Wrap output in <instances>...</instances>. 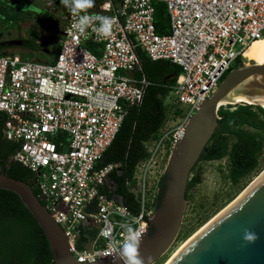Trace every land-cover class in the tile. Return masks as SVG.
Listing matches in <instances>:
<instances>
[{
	"label": "built area",
	"instance_id": "obj_1",
	"mask_svg": "<svg viewBox=\"0 0 264 264\" xmlns=\"http://www.w3.org/2000/svg\"><path fill=\"white\" fill-rule=\"evenodd\" d=\"M156 3L166 7V34L156 33ZM87 14L113 17L111 35L100 33L98 22L81 34L69 10L53 63L22 60L16 53L0 56L1 135L18 145L11 160L33 174L42 205L78 263L117 255L113 241L126 238L128 224L145 233L164 170L156 169L161 149L169 155L236 58L264 39V0H95ZM89 42L99 46L98 55L87 49ZM136 49L150 61L180 68L165 101L182 114L175 128L147 144L129 190L138 207L133 212L105 192L114 187L108 175L118 165L98 163L148 84L144 75L136 77ZM151 174L158 175L153 185ZM80 228L97 233L82 250L76 246Z\"/></svg>",
	"mask_w": 264,
	"mask_h": 264
},
{
	"label": "trees",
	"instance_id": "obj_2",
	"mask_svg": "<svg viewBox=\"0 0 264 264\" xmlns=\"http://www.w3.org/2000/svg\"><path fill=\"white\" fill-rule=\"evenodd\" d=\"M24 15H26L24 12L10 8L6 0H0L3 24L21 21L25 18ZM154 25L157 34L168 33L169 18L163 3L154 4ZM23 47L36 51L38 45L31 39L26 41ZM86 47L92 53L99 54L98 45L89 42ZM9 48L11 47L5 44L0 46V56L4 55L3 50ZM136 53L141 65V72L136 74V77L144 75L148 84L141 104L139 107L128 109L117 134L98 163V167L121 164V174L113 171L108 175V179L117 186L116 189H107L105 192L108 197H120L125 190L126 206L133 212H137L138 207L134 195L129 190L135 184L136 167L147 157V144L159 139L169 112L177 117L182 114L181 110L173 108L165 101L169 86L174 84L181 72L180 68L168 61H150L139 49H136ZM242 61L243 57H237L233 66L236 67ZM228 72L223 75L221 81ZM168 77L170 79L165 81ZM217 116V127L199 162L226 159L228 172L225 179L235 189V194L264 166L261 164L264 152V110L254 105H226L219 107ZM3 122L4 117L0 115V173L14 180L26 182L33 174L23 165L11 160L18 145L2 137ZM200 182V173L189 178L186 202L189 191ZM159 183L160 180L158 186ZM32 190L36 196L39 195L36 186H33ZM232 197L233 195H229L227 200L231 201ZM153 206L154 203L152 208ZM96 235L95 230L80 228L77 249L85 248ZM0 264H54L45 235L37 222L16 194L2 189H0Z\"/></svg>",
	"mask_w": 264,
	"mask_h": 264
},
{
	"label": "water",
	"instance_id": "obj_3",
	"mask_svg": "<svg viewBox=\"0 0 264 264\" xmlns=\"http://www.w3.org/2000/svg\"><path fill=\"white\" fill-rule=\"evenodd\" d=\"M6 46H21L20 40L8 41ZM2 44V45H4ZM262 65L242 62L229 71L216 92L204 100L198 111L188 120L180 140L171 148L156 190L153 213L147 218L146 231L140 246L141 255L151 257V264L162 258L174 244L186 208V188L191 171L209 143L217 127V111L224 106L226 96L241 89L264 102V55ZM168 77L165 81H168ZM251 106L247 102L237 103ZM259 106L264 110V107ZM117 172L121 174V164ZM111 181L108 180V183ZM35 179L17 181L0 173V189L16 194L28 210L47 240L54 264H113V257L93 263H78L69 251L68 240L33 193ZM113 185V184H112ZM114 185L113 189H116ZM114 200L126 206L125 190ZM211 223L190 239L168 264H264V171ZM244 229L256 233L253 244L243 240ZM116 264H123L117 261Z\"/></svg>",
	"mask_w": 264,
	"mask_h": 264
},
{
	"label": "rangeland",
	"instance_id": "obj_4",
	"mask_svg": "<svg viewBox=\"0 0 264 264\" xmlns=\"http://www.w3.org/2000/svg\"><path fill=\"white\" fill-rule=\"evenodd\" d=\"M10 1L14 3L13 6L15 9L24 12L26 15H24L25 18L19 21L16 26L4 22V28L0 27V33L2 32L3 37L6 38L9 37V35L10 37H15L18 32H21L26 38H32L40 40L41 43H47L48 35L46 34L47 36L45 37L41 34L42 32L46 33L45 29L43 30L41 26H39L38 29L29 27H31V25L36 26L39 19L41 21H46L47 18L44 17L48 16L49 8L52 12H58V9L56 10L55 7H61V0L57 5H55L56 0H7V4ZM51 39L52 38H50V43L48 45V54H37L39 59H37L36 56L28 57V59L33 61L37 60V62L51 61L56 56L61 45L59 39L54 42L51 41ZM10 52L19 53L21 55L17 50H11ZM242 63H245V65L253 64V62L246 60L244 57ZM235 68V66H232L230 71ZM179 119L180 117L169 112L167 115V122L162 129L163 132L175 128L179 124ZM160 134H162V131ZM150 145L151 143H149V146ZM165 150V148L161 149L156 168L157 171H160L162 168L164 169L166 165L168 156ZM261 164L264 165V152L261 158ZM263 171L264 166L255 176L250 178L240 191L234 194L235 189L232 188L225 179V175L228 172L226 159L211 162H198L191 172L190 178L196 173H200L201 182L189 191L180 232L172 247L159 259L157 264H166L181 246L234 201ZM157 177L158 175L156 174H151L149 176L151 185H153ZM229 195H233L231 201L227 200Z\"/></svg>",
	"mask_w": 264,
	"mask_h": 264
},
{
	"label": "clouds",
	"instance_id": "obj_5",
	"mask_svg": "<svg viewBox=\"0 0 264 264\" xmlns=\"http://www.w3.org/2000/svg\"><path fill=\"white\" fill-rule=\"evenodd\" d=\"M61 3L77 17L75 27L81 34L85 33L91 24L98 22V31L105 36L111 35L116 22L113 17L87 14L89 9L95 7V0H61ZM81 13L85 14L81 15ZM126 233V238L123 241H113V244L118 248L117 255L113 257V264H116L117 261H122L123 264H145V258L140 252L143 234L131 224L126 226ZM257 239L256 233L244 229L243 240L245 243L253 244ZM147 264H151V257L147 258Z\"/></svg>",
	"mask_w": 264,
	"mask_h": 264
},
{
	"label": "bare ground",
	"instance_id": "obj_6",
	"mask_svg": "<svg viewBox=\"0 0 264 264\" xmlns=\"http://www.w3.org/2000/svg\"><path fill=\"white\" fill-rule=\"evenodd\" d=\"M263 55H264V39H261L258 41H254L246 49L245 53L243 54V57L246 60L251 61L255 64L262 65L263 62L261 61V59H262ZM240 102H247V103H251L253 105H260V106L264 107L263 101L256 99L253 95H251V94H249L246 91H243L241 89H235V90L229 92L228 95L226 96L224 106L235 105V104L240 103ZM211 221H213V220H211ZM211 221L206 226H204L202 229L207 227L211 223ZM202 229L200 231H202ZM200 231L198 233H200ZM194 236H192V237H194ZM190 239H192V238H190ZM183 246H181V248H179L176 253H178L182 249ZM176 253L174 255H176ZM174 255L169 259L168 262H166V264H168L171 261V259L174 257Z\"/></svg>",
	"mask_w": 264,
	"mask_h": 264
},
{
	"label": "flooded vegetation",
	"instance_id": "obj_7",
	"mask_svg": "<svg viewBox=\"0 0 264 264\" xmlns=\"http://www.w3.org/2000/svg\"><path fill=\"white\" fill-rule=\"evenodd\" d=\"M11 2L12 1H10L9 4H12L10 6L13 7L14 3H11ZM59 2H60V0H56V4L55 5L59 4ZM55 9L56 10L58 9V12H52L50 10V8H49V14H47L48 16L44 17V18H47L46 21L45 20L41 21L39 19L37 21V25L36 26L31 25V27H29V28H32V29L33 28H35V29L37 28L38 29V27L41 26L43 30L44 29L46 30V33H43V32L41 33L42 35H44L45 37L47 35H48L47 37H50V36H52L53 38L56 37V39L61 38V40H62V34H63V30H64V27H65V24H66V22L64 20V15H65V13L67 11H69V9L66 8L65 6H63L62 3H61V7L60 8L55 7ZM38 18H40V17H38ZM1 24H0V27L4 28L3 23H1ZM9 24H11V23H9ZM15 40H18V39H15ZM22 40L24 41L23 42V45H24V43L26 41L23 38H22ZM8 41L3 37V34L1 32L0 33V46H2V44L6 43ZM243 64H245V63H243ZM246 66H249V65H246Z\"/></svg>",
	"mask_w": 264,
	"mask_h": 264
},
{
	"label": "crops",
	"instance_id": "obj_8",
	"mask_svg": "<svg viewBox=\"0 0 264 264\" xmlns=\"http://www.w3.org/2000/svg\"><path fill=\"white\" fill-rule=\"evenodd\" d=\"M6 1H7V0H6ZM8 5H9L10 8H15L14 6H13V7L10 6V5H12V4H9V3H8ZM13 5H14V4H13ZM1 21H2V18H1V16H0V24L2 23ZM18 23H19V21H18V22H11L10 25L16 26ZM24 23H25V22H24ZM1 25H2V24H1ZM22 38H23L25 41H30V40L32 39V38H26V37H24V35H23L21 32H18L17 35H16L15 37H10V35H9V37H6L5 39H6L7 41H8V40H9V41H14L15 39H18V40L22 41V43H23L24 41L22 40ZM50 38H52L51 41H53V42L57 40L56 37L53 38L52 36L47 37V41H46L47 43H41L40 40H35V39H33V40L35 41V43L38 45V48H37L36 51H32V50H30V49H28V48H24V47H23V44H22L21 46H8V47H11V48L6 49V50H3V53H4V55H9V54H13V53H15V52H10L11 50H17L18 52L21 53V55H20L19 53H16V54H18V55L21 57L22 60H29L28 57H33V56H36L37 59H39V57H38L37 54L44 55V54H48V53H49L48 45H49V43H50ZM59 40H60V42H61V38H59ZM46 44H47V45H46ZM2 46H3V45H2ZM59 50H60V48L58 49V51H57V53H56V56H57ZM56 56H55L51 61H49V62H45V61H43V62H44V63H50V64H51V63L54 62ZM35 61H37V60H35Z\"/></svg>",
	"mask_w": 264,
	"mask_h": 264
}]
</instances>
